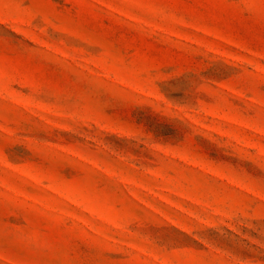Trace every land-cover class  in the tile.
<instances>
[{
  "label": "rangeland",
  "instance_id": "374dc122",
  "mask_svg": "<svg viewBox=\"0 0 264 264\" xmlns=\"http://www.w3.org/2000/svg\"><path fill=\"white\" fill-rule=\"evenodd\" d=\"M0 264H264V0H0Z\"/></svg>",
  "mask_w": 264,
  "mask_h": 264
}]
</instances>
